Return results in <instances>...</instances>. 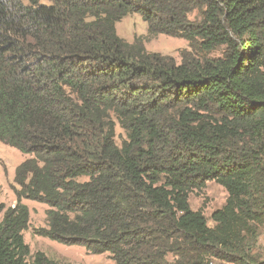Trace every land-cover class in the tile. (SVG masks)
Here are the masks:
<instances>
[{"label": "trees", "instance_id": "trees-1", "mask_svg": "<svg viewBox=\"0 0 264 264\" xmlns=\"http://www.w3.org/2000/svg\"><path fill=\"white\" fill-rule=\"evenodd\" d=\"M135 15L188 42L180 64L118 36ZM0 143L29 157L0 264H57L23 200L49 207L40 237L114 264H260L264 0H0ZM209 182L229 196L214 227L189 204Z\"/></svg>", "mask_w": 264, "mask_h": 264}, {"label": "rangeland", "instance_id": "rangeland-1", "mask_svg": "<svg viewBox=\"0 0 264 264\" xmlns=\"http://www.w3.org/2000/svg\"><path fill=\"white\" fill-rule=\"evenodd\" d=\"M198 13L194 12L189 19L196 21ZM118 36L128 43L141 40L150 53H157L163 56H170L178 64L182 62L184 52H190L189 44L186 40L171 38L165 35L149 37L148 26L138 15L130 16L122 20L117 25ZM224 47H218L208 58L217 59L223 55ZM204 57L205 54L203 55ZM196 57V54H192ZM211 118L218 117L210 114ZM118 144L126 138L125 133L119 126L116 129ZM29 159L19 151L0 143V203L7 207H15V172L17 167ZM226 190L216 182H209L202 191L193 192L189 197V204L193 211H200L207 220L209 227H214L212 215L225 207L228 200ZM22 203L30 210V227L24 233L26 244L29 245L32 254L44 253L49 259L57 264H114L109 255H92L83 247H67L62 244L40 237L38 231L47 229V211L49 207L34 201L23 200ZM253 253L258 263L264 264V226L258 229V239L253 247ZM213 264H229L224 261L214 260Z\"/></svg>", "mask_w": 264, "mask_h": 264}]
</instances>
